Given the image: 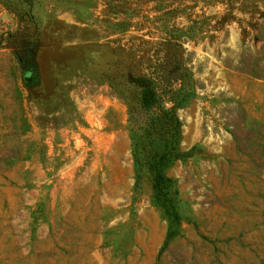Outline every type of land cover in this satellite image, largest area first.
I'll return each mask as SVG.
<instances>
[{
    "label": "rangeland",
    "instance_id": "rangeland-1",
    "mask_svg": "<svg viewBox=\"0 0 264 264\" xmlns=\"http://www.w3.org/2000/svg\"><path fill=\"white\" fill-rule=\"evenodd\" d=\"M0 264H264V0H0Z\"/></svg>",
    "mask_w": 264,
    "mask_h": 264
},
{
    "label": "trees",
    "instance_id": "trees-1",
    "mask_svg": "<svg viewBox=\"0 0 264 264\" xmlns=\"http://www.w3.org/2000/svg\"><path fill=\"white\" fill-rule=\"evenodd\" d=\"M24 49V47H21ZM26 50V49H24ZM160 87L159 85L150 80L144 83V86L142 88V92L140 95V105L143 112H145L147 115L153 114L151 117L152 126H153V132H159L164 129V125H170V128H172L174 125H176L175 129L177 130L179 127L177 119L172 116L167 111H162L161 114H157V110L160 109L162 104V95L160 93ZM167 122V123H166ZM138 130V129H137ZM157 170V169H155ZM158 171V170H157ZM165 178L161 171H158L157 174V182L155 186V192L157 195V198L160 194V185L161 182H164Z\"/></svg>",
    "mask_w": 264,
    "mask_h": 264
}]
</instances>
